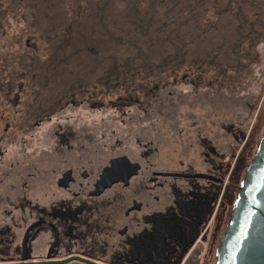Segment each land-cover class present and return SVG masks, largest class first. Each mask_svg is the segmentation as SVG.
<instances>
[{
  "label": "flooded vegetation",
  "instance_id": "af4514ba",
  "mask_svg": "<svg viewBox=\"0 0 264 264\" xmlns=\"http://www.w3.org/2000/svg\"><path fill=\"white\" fill-rule=\"evenodd\" d=\"M8 72L0 264H214L264 101L245 130L213 119L222 71L125 69L46 101Z\"/></svg>",
  "mask_w": 264,
  "mask_h": 264
},
{
  "label": "trees",
  "instance_id": "16d2710c",
  "mask_svg": "<svg viewBox=\"0 0 264 264\" xmlns=\"http://www.w3.org/2000/svg\"><path fill=\"white\" fill-rule=\"evenodd\" d=\"M9 1L29 11L43 45L41 56L20 62L33 70L43 101L125 69L189 67L236 74L256 59V46L264 41V0H226L224 9L219 0H71L77 18L68 16L67 0ZM263 125L264 110L260 130ZM258 145V137L250 141L244 161L251 156L252 162Z\"/></svg>",
  "mask_w": 264,
  "mask_h": 264
},
{
  "label": "rangeland",
  "instance_id": "374dc122",
  "mask_svg": "<svg viewBox=\"0 0 264 264\" xmlns=\"http://www.w3.org/2000/svg\"><path fill=\"white\" fill-rule=\"evenodd\" d=\"M117 1L120 2V0ZM225 2L226 0H219V9L226 7ZM65 10L69 17H78V9L73 7L71 0L66 1ZM214 19V17L211 18V20ZM98 38H100L99 35ZM42 47L43 45L37 37L29 11L22 6L12 5L9 0H0V69L6 72L28 69V66L20 65L21 59L25 58L27 65L30 57L43 54ZM242 49L246 52L248 45L244 44ZM256 53V59L251 60L250 63H243L239 71L236 69L238 73L228 72L231 74L229 76L226 71L224 72V77L228 80L227 87H219L216 90L217 92L214 91V88L209 93V96H211L210 101L213 102L214 106H219V108H213L214 121H223L229 125L241 122L245 130H248L253 118L258 115L260 105L264 101V41L256 46ZM6 72L0 71L1 83L11 78V73ZM3 77L4 80H2ZM220 78L221 76H217L218 80ZM179 89L187 90L184 87ZM208 90L207 88L205 91ZM220 94H224V97H219ZM195 99L203 100L204 97ZM261 130L262 135L264 125ZM251 153L253 154L254 151L252 150ZM250 159L251 156L248 157V161L245 159V170ZM233 162L234 158L231 157V165ZM229 179L230 172L226 181L229 182ZM231 209L232 207H230Z\"/></svg>",
  "mask_w": 264,
  "mask_h": 264
},
{
  "label": "water",
  "instance_id": "95a60500",
  "mask_svg": "<svg viewBox=\"0 0 264 264\" xmlns=\"http://www.w3.org/2000/svg\"><path fill=\"white\" fill-rule=\"evenodd\" d=\"M221 238L214 264H264V130Z\"/></svg>",
  "mask_w": 264,
  "mask_h": 264
}]
</instances>
